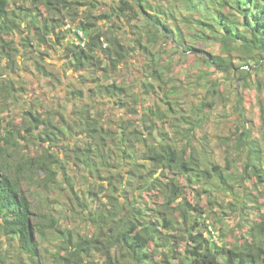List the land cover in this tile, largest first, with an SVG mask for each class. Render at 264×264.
<instances>
[{
  "label": "trees",
  "instance_id": "obj_1",
  "mask_svg": "<svg viewBox=\"0 0 264 264\" xmlns=\"http://www.w3.org/2000/svg\"><path fill=\"white\" fill-rule=\"evenodd\" d=\"M105 1L109 8L101 0L13 7L0 0V110L12 104L21 111L20 121L0 116V264H264V202L250 198L247 184L252 173L256 185L264 183V150H248L252 122L235 125L234 145L219 135L235 154L247 152L241 172L224 167L210 130L215 95L196 101L186 94L204 78L206 88L224 95L228 74L261 97L264 0ZM150 15L153 30L143 23ZM126 24L134 28L128 45L120 35ZM160 40L175 51L155 53ZM50 50L83 85L70 83L68 112L47 110L35 92L28 97L20 76L32 59L39 78L52 86L61 81L44 57ZM137 50L145 56L141 76L130 79L124 71L134 72ZM197 62L212 71L197 68L191 79ZM243 99L239 94L238 103ZM22 139L45 152L16 158ZM21 178L39 180L35 196L48 203L41 212ZM53 190L56 199L48 196ZM247 199L258 203L254 219ZM52 203L79 217V230L68 218L59 223ZM225 218L234 222L230 232L221 226Z\"/></svg>",
  "mask_w": 264,
  "mask_h": 264
},
{
  "label": "rangeland",
  "instance_id": "obj_2",
  "mask_svg": "<svg viewBox=\"0 0 264 264\" xmlns=\"http://www.w3.org/2000/svg\"><path fill=\"white\" fill-rule=\"evenodd\" d=\"M10 1L12 2L11 7L19 5V4L29 5L31 3V0H10ZM101 2L103 6H105L107 3L105 0H101ZM105 8H109L108 4L105 6ZM100 9H102L101 6H100ZM152 22H153L152 15L148 16L147 19L143 20V23L145 24L147 23V25H149V23H152ZM126 25L124 27L127 29V34H126V30H123V32H121L120 35L123 39V42L126 45H128L131 43L130 37L132 36V31L134 28L130 24L127 26ZM24 28L26 29L24 32L26 34L28 31L26 24H24ZM151 29L153 30L152 27ZM78 32H81V31H78ZM18 35L20 34L18 33ZM160 43L162 44L160 47L157 46L156 48H154L155 53H165L166 51V53L171 54L176 49L174 47L169 49L168 46H166L168 45V43H165L162 40H160ZM34 53L35 54H32V56L35 59L38 58L39 57L38 53L40 52L36 51ZM135 53H137L135 55L136 65L132 68V70L135 69L133 70L134 72L124 71L126 77L130 79H135L138 76H141L142 68L140 65V61L143 62L144 61L143 59L145 58V56L142 54L140 50H137ZM198 53H203V52H198ZM44 57L46 58V62L50 64L49 68L52 71H54L56 75H60L62 80L57 81V79H54V82H55L54 86L48 84V82H46V80L43 79V76L39 78V74L36 71L35 64H32V61H31L32 59L25 60V61H28L27 63L29 66L27 68H23V70L19 72H20V76L23 77L22 78L23 85H25L26 88H29L28 89L29 94H27V96L30 97V93L37 92L36 94L34 93L31 96L36 97L40 95L41 97H43L44 101L47 102L45 104V106H47L45 107L47 110L50 109L51 107H54L56 110L60 109V111L62 112H65L66 110L67 112L71 111L73 108V102H71L70 99L67 100L66 96L68 97V89H71L72 86L73 87L83 86L79 84L80 76L78 75L77 72L75 73L72 70V68H69L65 65L64 57H61V54L59 52L57 53L55 50H50V55H44ZM197 68L205 70V71H210V72L212 71L210 70V68L208 69V67H206V65H204L203 62H197L192 66L191 68L192 70H190L189 72L191 75V79L197 77V73L195 72ZM67 74L69 75V78H67L68 77ZM227 77H228V84L225 85L224 95L218 92L214 94L212 86H209L208 88H206L204 84V81H206V79L204 78H202V81L200 84H197L193 88L192 86H194L195 83L192 84L190 86L191 88L187 90L186 94H189L196 101H197V97L206 96L207 98L210 99L215 95L213 98H214L216 105L218 103L219 107L217 109L215 108V110L213 111V117L210 122V130L212 133L213 144L216 145L214 146V150H215L214 157L224 167L235 168L237 165L239 168V171L241 172L243 169L242 164H244L247 159V152L240 153L239 155H237V153L235 154L234 152L235 148L232 146L233 148L231 149L230 146L227 145L224 140L219 138V135L221 136L228 135L229 137L232 138V132L236 130V127H235L236 124H238V126L241 129L243 128L245 129L247 127L246 126L247 120H251L252 126L250 129L252 131V135H251V143L249 145L248 150L250 149L253 150L255 147H258V148L261 147L264 150V120H263L264 119V107L262 106L264 105V90H262L261 97L259 98L258 94L260 92H258L256 88H253L252 91H243L242 83L238 85L233 84L231 77H234V76L229 77V75L227 74ZM235 77L238 78V76H235ZM210 79H213V75L211 76ZM70 80H74L76 82L72 83L70 82ZM263 81H264V78H263ZM70 83L72 86L70 85ZM133 92L134 90L131 93ZM241 93L244 94V99H243V103L239 104L238 97H239V94L242 95ZM86 96L87 95H85L84 98H86ZM148 100L152 101L151 98H149ZM186 101L187 100H183L184 105L188 104L189 102V101L188 102ZM9 106L10 107L8 108V110H4V111L0 110V116L7 115V118H10L13 116L18 119L17 121H20L21 119L20 109L17 107V105L10 104ZM131 106L132 105L129 104V107ZM261 107H262V111H261ZM110 110L112 111L114 110L118 115L123 114L124 118L136 119L138 117V114L136 113L129 114L128 112H125V110L121 108L112 107ZM137 110L143 111L142 106L138 105ZM8 115H10V117ZM236 138H237L236 136L233 137L229 142L232 145H234L237 142ZM21 143L22 144L19 146V149H20L19 152L15 154L16 158L17 157L20 158L25 155H34V156L37 155L35 157H40L39 152L40 153L42 151L45 152L44 151L45 149L43 148V144H40V145L33 144L31 148H26L25 147L26 140L22 139ZM228 158L231 162V166H227ZM250 158H252V156H250ZM255 160H256V156L252 159V161H255ZM38 181L39 180H34L33 182L29 183V181H26L24 178H21V183H22L21 186H22L23 192L26 194V196L31 201L34 211L39 213L42 211V208L47 206L48 203L46 201L38 202L37 200L38 198L35 196L36 194L41 196L40 193L36 192V186H38L39 184ZM256 182H257V177L254 176L252 173L251 177L248 179V182H247L248 187H249L248 191L250 192L249 196L250 198H253V197H256L258 199L260 198V202H264V185H263L264 183L263 184L260 183L256 185ZM58 194L59 193L54 192V190L48 192V196L50 197V199L58 198ZM227 200L228 199H226V201ZM246 201H247L246 202L247 212L251 214L250 216L251 218L253 219L256 218L258 215H256L255 213L259 211H257V208L255 207L258 205V203L254 201H250L249 199H247ZM63 208L64 207L62 205L57 206V205H54V203L50 204V207H49L53 215L57 217L59 223H64V220L68 218L73 232H76V230H79V227L82 226V221L79 219V217L77 218V216L73 213H68V215L64 214L62 212ZM217 209H220V207H217ZM256 221H258V219H256ZM233 224L234 222L232 219L225 218V222L221 226L225 231L230 232L231 230L229 229L232 228ZM85 231H87V228L85 229ZM230 241H232L231 238H230ZM49 247L51 249V252H50V257H48V260L54 262L56 258L55 256L52 255V252L53 251L55 252L56 250L54 249L53 245H50V242H49Z\"/></svg>",
  "mask_w": 264,
  "mask_h": 264
},
{
  "label": "clouds",
  "instance_id": "obj_3",
  "mask_svg": "<svg viewBox=\"0 0 264 264\" xmlns=\"http://www.w3.org/2000/svg\"><path fill=\"white\" fill-rule=\"evenodd\" d=\"M79 33H80V35H81L82 37H84L83 34H82V32H79ZM82 44H83V43H82ZM214 239H216V237H214Z\"/></svg>",
  "mask_w": 264,
  "mask_h": 264
},
{
  "label": "built area",
  "instance_id": "obj_4",
  "mask_svg": "<svg viewBox=\"0 0 264 264\" xmlns=\"http://www.w3.org/2000/svg\"><path fill=\"white\" fill-rule=\"evenodd\" d=\"M84 44V43H83Z\"/></svg>",
  "mask_w": 264,
  "mask_h": 264
}]
</instances>
